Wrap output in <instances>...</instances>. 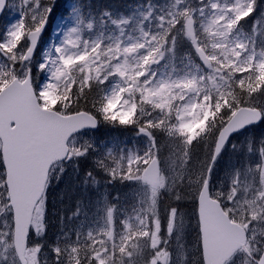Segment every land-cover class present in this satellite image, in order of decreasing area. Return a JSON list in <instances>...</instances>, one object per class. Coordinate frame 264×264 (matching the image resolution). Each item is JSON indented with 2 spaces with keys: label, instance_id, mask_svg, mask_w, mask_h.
<instances>
[{
  "label": "snow or ice",
  "instance_id": "6c2138e0",
  "mask_svg": "<svg viewBox=\"0 0 264 264\" xmlns=\"http://www.w3.org/2000/svg\"><path fill=\"white\" fill-rule=\"evenodd\" d=\"M66 2L0 0V264H264V7Z\"/></svg>",
  "mask_w": 264,
  "mask_h": 264
},
{
  "label": "rangeland",
  "instance_id": "374dc122",
  "mask_svg": "<svg viewBox=\"0 0 264 264\" xmlns=\"http://www.w3.org/2000/svg\"><path fill=\"white\" fill-rule=\"evenodd\" d=\"M68 2H70V0H68ZM86 2H98V1L97 0H86ZM155 2L163 3L164 0H156ZM17 3H19V0H17ZM60 3L63 4L65 7L68 6V3L66 2V0H60ZM258 6L264 7V3H262V0H258ZM130 9L127 11H130ZM18 10H19L18 7L16 9L11 10V11L7 10L4 17L2 18V21L0 22V27H2L5 23L14 20L15 14ZM127 11H125V12H127ZM255 15H257V14H254V16ZM253 22H254V20L252 17L248 18V20L244 26L245 31L250 30ZM55 23H59V15L57 16V20L54 22V26H55ZM50 35H54V34H50ZM261 133H264V128H261L255 132L249 133L248 135L249 136L258 135ZM95 138L101 144H104V143L112 144V143H120V142L134 140V137L130 131H124L123 129H111V128H108L106 126H102L99 134L95 133ZM244 138H245L244 136H241L239 139L242 141V140H244ZM235 160H236V156L233 155L231 153V151H229L225 155L224 160L221 161V163H220V169H221L220 174L221 175L223 174L222 170L224 168H226L229 164L235 163ZM125 190L126 189H124L123 186H121V185H115V186H112V187H109L106 189V191L110 194H115L116 192L122 193ZM102 191H104V189H102ZM184 203H187V201H185ZM184 210L186 213L190 214L191 213V206L189 205ZM192 223L194 224V221ZM57 233L55 235H53L54 240L56 238ZM188 233H189V235L187 236V239L191 242L194 240V232H193L191 226L188 228ZM193 251H194V249L192 248L191 243H189L188 252L192 253Z\"/></svg>",
  "mask_w": 264,
  "mask_h": 264
},
{
  "label": "trees",
  "instance_id": "16d2710c",
  "mask_svg": "<svg viewBox=\"0 0 264 264\" xmlns=\"http://www.w3.org/2000/svg\"><path fill=\"white\" fill-rule=\"evenodd\" d=\"M139 0H100V3L111 5L114 8H119L126 11L128 8L134 6ZM52 185L48 197V223L49 228L47 232V242H51V238L58 231V215H63L65 212L70 213L75 202L74 196L76 190L73 187L71 180L59 184Z\"/></svg>",
  "mask_w": 264,
  "mask_h": 264
},
{
  "label": "water",
  "instance_id": "95a60500",
  "mask_svg": "<svg viewBox=\"0 0 264 264\" xmlns=\"http://www.w3.org/2000/svg\"><path fill=\"white\" fill-rule=\"evenodd\" d=\"M2 14H0V16H1Z\"/></svg>",
  "mask_w": 264,
  "mask_h": 264
}]
</instances>
